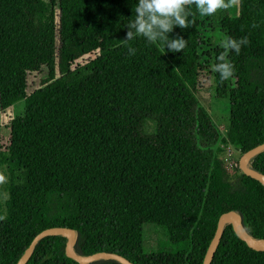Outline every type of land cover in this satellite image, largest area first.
<instances>
[{
    "label": "trees",
    "instance_id": "obj_1",
    "mask_svg": "<svg viewBox=\"0 0 264 264\" xmlns=\"http://www.w3.org/2000/svg\"><path fill=\"white\" fill-rule=\"evenodd\" d=\"M138 3L0 0V108L24 100L0 136V264L53 225L77 231L79 253L112 250L136 264H201L228 210L264 238V184L222 156L264 141V0H238L218 21L226 38L249 41L227 53L224 81L212 70L224 50L194 4L189 27L168 33L187 41L183 51L143 37L125 45ZM30 72L41 75L32 89ZM203 75L229 99L225 133L197 96ZM252 164L264 173V151ZM145 223L164 234L155 250L144 247ZM64 246L44 236L25 264H80ZM210 264H264V250L227 224Z\"/></svg>",
    "mask_w": 264,
    "mask_h": 264
},
{
    "label": "clouds",
    "instance_id": "obj_2",
    "mask_svg": "<svg viewBox=\"0 0 264 264\" xmlns=\"http://www.w3.org/2000/svg\"><path fill=\"white\" fill-rule=\"evenodd\" d=\"M237 3L238 0H139L133 9L135 18L126 25L129 30L123 41L127 45L128 41L143 37L149 44L160 41L167 50L180 52L186 47L187 41L183 37L169 38L168 33L175 26L182 29L189 27L188 17H194L195 14L188 6L194 4L201 16H211L218 10H227ZM248 43L247 37H242L239 41L228 37L221 41L220 47L224 51L217 58L220 63L212 66V70L219 74L221 81L229 79L234 72L233 65L226 60L227 53L234 50L239 54L241 46ZM135 51L130 45L128 46L129 55H134Z\"/></svg>",
    "mask_w": 264,
    "mask_h": 264
},
{
    "label": "water",
    "instance_id": "obj_3",
    "mask_svg": "<svg viewBox=\"0 0 264 264\" xmlns=\"http://www.w3.org/2000/svg\"><path fill=\"white\" fill-rule=\"evenodd\" d=\"M264 151V141L260 142L253 147L245 150L239 157L238 164L239 168L245 173L256 179H258L261 183L264 184V173L260 170L253 167V160L255 156ZM248 164H250L251 168H248ZM227 224H231L232 228L235 230L237 235L243 239L246 244L257 250H264V238H259L253 236L243 225L240 214L237 210H228L222 212L217 221V225L215 231L213 233L212 238L209 241V244L204 253L201 264H210L216 250V247L219 243L222 231ZM62 235L65 237V253L71 258L78 261L80 264H88L93 261H97L100 259H113L122 264H136L124 255L112 251L101 249L97 251H93L91 253L82 254L79 253L75 249V242L77 239V231L69 226L64 225H53L40 230L31 240L29 245L25 248L22 254L19 256L15 264H25L29 259L33 248L37 241L44 236L47 235Z\"/></svg>",
    "mask_w": 264,
    "mask_h": 264
},
{
    "label": "rangeland",
    "instance_id": "obj_4",
    "mask_svg": "<svg viewBox=\"0 0 264 264\" xmlns=\"http://www.w3.org/2000/svg\"><path fill=\"white\" fill-rule=\"evenodd\" d=\"M238 4V3H237ZM237 4L227 10H218L214 15L210 16L211 24H207L204 28L205 37L211 40L212 45H219L226 38V35L218 26V21L224 12L233 15L237 11ZM202 76V75H201ZM40 72L28 73V88L32 89L39 81ZM201 78V77H200ZM200 87L197 93L201 103L208 109L214 121L219 125L223 133L226 132V127L229 122V99L228 97H219L213 89V78H207L205 75L200 79ZM24 100L20 99L13 104L0 108V136L1 142L5 143L8 138L9 128L6 126L10 117L20 114L23 111ZM242 151L228 146L225 148L222 156L224 157L230 171H233L235 165L239 166L238 160ZM144 239L143 244L147 250L157 249L164 240V234L156 225L145 223L143 225Z\"/></svg>",
    "mask_w": 264,
    "mask_h": 264
},
{
    "label": "bare ground",
    "instance_id": "obj_5",
    "mask_svg": "<svg viewBox=\"0 0 264 264\" xmlns=\"http://www.w3.org/2000/svg\"><path fill=\"white\" fill-rule=\"evenodd\" d=\"M248 168H251V167H250V164H248Z\"/></svg>",
    "mask_w": 264,
    "mask_h": 264
}]
</instances>
